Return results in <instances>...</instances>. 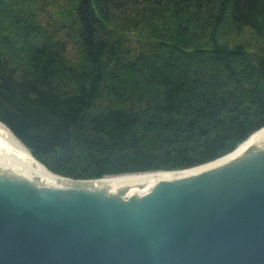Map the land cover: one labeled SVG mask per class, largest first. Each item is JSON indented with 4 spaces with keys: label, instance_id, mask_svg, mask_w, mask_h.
I'll use <instances>...</instances> for the list:
<instances>
[{
    "label": "trees",
    "instance_id": "trees-1",
    "mask_svg": "<svg viewBox=\"0 0 264 264\" xmlns=\"http://www.w3.org/2000/svg\"><path fill=\"white\" fill-rule=\"evenodd\" d=\"M0 121L75 178L220 157L264 126V0H0Z\"/></svg>",
    "mask_w": 264,
    "mask_h": 264
},
{
    "label": "water",
    "instance_id": "water-1",
    "mask_svg": "<svg viewBox=\"0 0 264 264\" xmlns=\"http://www.w3.org/2000/svg\"><path fill=\"white\" fill-rule=\"evenodd\" d=\"M50 171L0 173V264H264V151L131 194Z\"/></svg>",
    "mask_w": 264,
    "mask_h": 264
},
{
    "label": "bare ground",
    "instance_id": "bare-ground-1",
    "mask_svg": "<svg viewBox=\"0 0 264 264\" xmlns=\"http://www.w3.org/2000/svg\"><path fill=\"white\" fill-rule=\"evenodd\" d=\"M264 151V126L252 133L238 148L208 164L183 171H145L111 175L100 180L112 191L126 190L127 194L143 192L163 179L186 178L199 172H210L259 155ZM0 173L29 180H40L44 185L60 184L58 177L46 168L20 141L10 128L0 121Z\"/></svg>",
    "mask_w": 264,
    "mask_h": 264
}]
</instances>
